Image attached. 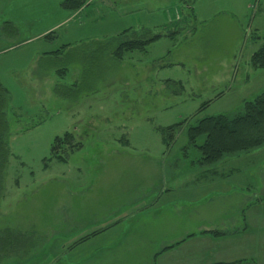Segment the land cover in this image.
Returning a JSON list of instances; mask_svg holds the SVG:
<instances>
[{"label": "rangeland", "instance_id": "rangeland-1", "mask_svg": "<svg viewBox=\"0 0 264 264\" xmlns=\"http://www.w3.org/2000/svg\"><path fill=\"white\" fill-rule=\"evenodd\" d=\"M83 1L86 7L89 1ZM141 1L102 8L92 0L54 30V39L41 38L0 52V82L11 89L0 235L6 230L22 235L23 244L3 255L0 264H48L55 248L64 246L66 251L71 240H83L107 218L115 221L121 214L128 218L141 208H145L138 217L141 223L167 218L176 235L184 229L197 232L201 219L214 220L212 207L243 205L247 200H254L256 207L247 211L245 233L239 225L234 230L238 236L233 238L234 258L264 264V144L226 156L234 159L226 165L240 168L232 180L246 181L251 195L232 190L227 196L201 198L198 185L194 194L190 187L201 179L197 165L201 153L186 137L187 128L198 119L233 117L242 112L245 100L264 91V69H255L250 62L264 43V0ZM186 4L200 14L191 16ZM177 7L180 20L174 19ZM171 16L172 24L167 21ZM47 22L43 18L39 28ZM187 25L188 35L179 29ZM144 28L161 38L145 52H125L119 60L112 57L120 41L146 33ZM174 29L176 35L167 36ZM5 32L10 33L9 26ZM65 43L72 45L59 54L43 55L61 50ZM3 46L7 42L0 36ZM36 51L46 59L30 67ZM155 59L163 67L154 76L150 61ZM236 68L240 72L235 79ZM42 70L56 73L32 84V71ZM34 89H40L39 94ZM218 94L222 97L215 98ZM175 123L181 126L166 146L161 130ZM65 132H71L80 146L67 154L61 148L66 158L61 161L51 156L50 147L54 137ZM203 140L201 136L197 144ZM182 161L195 162L189 165L190 181L182 183L186 186L170 179L186 166ZM166 186L171 192L163 191ZM154 194L158 214L148 206Z\"/></svg>", "mask_w": 264, "mask_h": 264}, {"label": "crops", "instance_id": "crops-1", "mask_svg": "<svg viewBox=\"0 0 264 264\" xmlns=\"http://www.w3.org/2000/svg\"><path fill=\"white\" fill-rule=\"evenodd\" d=\"M62 1L63 0H1L0 5L3 14H0V36L2 41L7 42V46L1 47L0 52L6 51L15 45H27L30 41H37L41 38H44L45 40L54 39L53 32L56 28L63 26V24H65L70 18L78 16L81 12L87 9L92 2V0H88L89 2H87L86 7L83 4V6L77 10H69L61 5ZM138 1L140 0H97V3L100 4L102 8H112L114 5H122L126 2L135 3ZM142 1L145 2L147 0ZM183 3H186V0H183ZM186 5L188 12H190V15L194 18L200 14L199 12L198 15L195 14V6H190L189 4ZM89 16L90 19H92L93 12H91V15ZM180 17L181 13L179 7H177L174 19L180 20ZM43 18L47 19L48 25H44L46 24L44 23L41 25L40 29V22ZM167 21H171L170 24H172L174 21L173 16L169 17ZM6 23L11 25L10 33L5 32ZM164 27L171 28L172 25ZM188 27L189 26L187 25L185 28L179 27V29H185L184 32L188 35L191 30V27ZM144 29L150 30L149 28ZM175 30L176 29L172 30V32H168L167 36H175L177 33ZM150 31L152 32V30ZM48 34H50V36L46 38ZM17 37H22L20 42H15ZM158 40L152 42L147 47L156 43ZM71 45L72 44L70 43H65L62 45L61 50L43 52V55L46 53L59 54L63 49L71 47ZM43 58L46 59V56H42V51H36L29 66H34L36 62ZM139 62L140 64H147L145 60H139ZM150 62L153 63L151 65V70L153 69V75L155 76L159 67H163V64L158 65L156 59L151 60ZM239 72L240 70L236 68L233 73L235 79ZM52 73L55 74L56 72H46L43 70L36 72L32 71V76H29V78L31 83L35 85L39 79H43V81L49 79ZM150 73H152V71H150ZM4 86L7 88L10 95L11 89L6 84ZM34 91L36 94H39L38 92L40 89L39 91L34 89ZM221 97L222 94L215 96V98ZM226 156L222 157V159L217 162L207 165H203L197 161V165L201 167V179L197 178L195 179V182H192L193 185L190 186L192 194H194L197 185L199 190L198 194L201 195V198L205 195L206 197L213 195L227 196L234 192L232 190H240L242 194L247 196L252 194V188H250L251 185L248 186L246 181L242 180L240 184H237L236 181L232 180L233 174L237 175L238 172H240V168L226 165V163L233 164L230 160H234ZM235 158H240V156ZM182 162L185 163L186 166L178 168L177 174L172 173L170 175V179L175 178L176 184L179 182H181V184L184 182L188 183L190 181L189 173L192 169L189 165L194 166L195 163H188L186 161ZM182 162L178 164H181ZM251 177L253 178L254 174L251 173ZM186 183L182 185L186 186ZM177 186H180V184ZM162 189L163 191H167L168 188L166 186ZM151 196L154 197L150 199L151 205L148 206L150 209L155 210L152 214H158L156 207H154L158 202L157 195L154 194L149 197ZM247 202L248 203L245 202L246 204L244 203L243 205L236 204L224 208L220 205L217 207L215 206L214 208L212 207V210H215L214 220L201 219V224L198 226L200 230L197 232H189L184 229L181 232L178 231L176 235L172 230L174 227L173 221H168L167 218L162 220L161 223L158 222L156 218L151 219L147 223H141L138 220V217L145 214V208H141L140 212L131 211L130 217L128 218L124 215L121 216L122 214L118 215L119 218L115 221L112 220L113 218H107L102 222V226L99 230H96L95 232L93 231V233L86 236L83 240H80V238L71 240V245L66 251L64 246H59L58 250L55 248L48 264L231 263L236 261L233 253H237V251H234L235 244L233 238L238 236L234 230L238 225L242 230L244 229V221L247 211L252 207H256V205H254V200H247ZM124 210L125 207L121 212L123 213ZM201 212H203V217L205 218V212H207L206 209H204V211L201 210ZM135 217H137L138 221L134 219ZM123 221L126 223L123 224ZM158 228L160 229L158 230ZM246 230L247 228L245 226L243 233H245Z\"/></svg>", "mask_w": 264, "mask_h": 264}, {"label": "trees", "instance_id": "trees-1", "mask_svg": "<svg viewBox=\"0 0 264 264\" xmlns=\"http://www.w3.org/2000/svg\"><path fill=\"white\" fill-rule=\"evenodd\" d=\"M83 4V0H63L61 3L64 8L69 10H76ZM6 24L5 28L6 26H11L9 23ZM145 30L146 33L135 34L129 39L120 41L114 51H112V57L119 60L125 52H143L149 44L161 38V34H153L150 30ZM49 36L50 34L46 38ZM262 36L264 39V34ZM250 62L255 69H264V43L253 52ZM170 81L169 79L167 80V82ZM206 104L207 102L202 106H206ZM8 109L9 92L0 82V194L3 189L9 158L10 130ZM180 126L181 123H175L162 128L163 142L166 146L173 140L175 132ZM201 136L204 137V140L202 143L197 144V140ZM186 137L189 145L199 149L201 153L199 162L205 165L217 162L227 154L246 152L261 147L264 144V91L252 100H245L242 112L233 117L217 114L198 119L195 125H190L187 128ZM78 146H80V142L75 141L74 135L71 132H65L62 136L54 137L50 147L51 156L65 161L66 158L60 149L64 148V153L67 154L68 151L71 152ZM3 233V235H0V258L6 255L7 252L17 249L14 247L23 245L21 241L22 235L18 236L9 230ZM247 263L246 260L240 259L231 263L220 262L213 264Z\"/></svg>", "mask_w": 264, "mask_h": 264}]
</instances>
